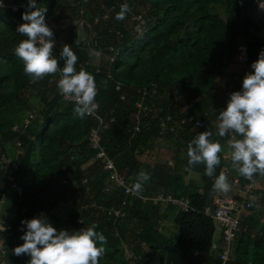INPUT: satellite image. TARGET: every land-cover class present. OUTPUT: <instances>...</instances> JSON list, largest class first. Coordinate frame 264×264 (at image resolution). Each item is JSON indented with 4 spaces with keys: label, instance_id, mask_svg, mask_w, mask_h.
I'll list each match as a JSON object with an SVG mask.
<instances>
[{
    "label": "trees",
    "instance_id": "obj_1",
    "mask_svg": "<svg viewBox=\"0 0 264 264\" xmlns=\"http://www.w3.org/2000/svg\"><path fill=\"white\" fill-rule=\"evenodd\" d=\"M4 1L28 4V0ZM256 1L37 0V6L48 9L46 22L54 31L55 56L59 59L60 51L68 44L78 56L77 71L82 68L94 75L98 114L103 117L101 142L119 173L135 180L144 169L152 174L144 184L145 194H185L189 198L190 210L175 209L173 222L178 237L174 241L162 236L156 222L143 212L146 209L140 199L127 197L122 188L109 180L88 139L89 130L98 125V120L74 115L75 102L64 101L59 94L58 73L35 83L24 73L23 61L15 54L19 42L27 39L16 31L17 25L23 23V10L12 12L0 7V109L14 107L16 111L26 110L27 115L32 109L37 110L30 121L37 128L32 123L22 128L21 119L17 130L4 129L0 124V155H8L7 145L20 150L14 159L16 168L12 162L3 165L0 159V201L12 205L9 222L13 234L7 237L0 230L8 263L18 262L12 250L24 243L21 236L27 228L21 221L43 216L58 230L69 232L81 225L77 219H82L83 228L98 225L96 231L103 232L108 241L103 245L106 252L100 264H149L144 257L153 251L159 252L156 264H220V247L212 248L214 222L205 213V198L214 194L215 177L205 174L203 164L188 165L203 178L201 192L186 193L182 176L166 172L153 159H143L146 151L140 145L147 146L157 137L177 131L191 141L199 132L212 129V115H218L225 107L227 85L232 83L242 90L238 46H244L242 62L249 66L264 50V36L250 32L264 30V11L257 10ZM121 4L132 9L122 21L116 19ZM138 14L145 22L136 27L133 18ZM86 17L93 31L87 43L79 37L77 25L79 19ZM63 20L68 24L60 28L58 24ZM86 47L100 53L97 66L89 63ZM63 66L60 60V67ZM219 88L223 94L216 92ZM178 90L192 98L188 110L181 111L174 102ZM139 100L147 109L140 111V128L134 132L133 114ZM169 114H192L195 120L203 121V126H176L178 116H174L165 122L173 130L160 134L161 122ZM220 155L216 175L222 166ZM246 180L241 176L239 185ZM18 188L22 189L21 194L17 193ZM259 190L261 194L257 196ZM259 190L254 197L264 207V191ZM65 204L68 214L62 221L55 212ZM111 206L121 208L125 214L113 217L107 211ZM152 209L156 214L155 207ZM256 209L253 206L252 210ZM127 217L137 225L129 227ZM243 217L225 264H264V218L259 216L257 223ZM165 245L172 250L165 249ZM126 249L131 252L129 257L124 255Z\"/></svg>",
    "mask_w": 264,
    "mask_h": 264
},
{
    "label": "clouds",
    "instance_id": "obj_2",
    "mask_svg": "<svg viewBox=\"0 0 264 264\" xmlns=\"http://www.w3.org/2000/svg\"><path fill=\"white\" fill-rule=\"evenodd\" d=\"M260 8L264 3L260 0ZM48 9L37 6V0H28L27 10L22 14L23 23L16 31L26 36L15 48V54L23 61V71L35 83L59 73L57 88L62 96L75 102L74 115L80 119L98 111L96 101L98 88L94 75L84 69L77 71L78 56L73 48L65 44L54 56V31L46 22ZM132 11L128 4H122L116 13L117 20H125ZM60 60L64 66L60 67ZM243 79L242 91L230 94L227 107L219 112L216 131L199 132L187 145L188 165L205 166V174L215 177L213 189L219 192L230 191L228 176L216 168L221 164L222 144L213 140L227 137L230 150L225 159L231 160L232 168L242 177L251 181L258 174L264 177V50ZM151 173L141 169L130 189L132 194L143 192L144 184L151 179ZM261 208L256 197L250 199L249 207ZM27 230L21 236L23 244L12 251L16 256L27 255V264H100L104 256L107 238L97 232L98 225L79 231L58 230L43 216L21 221Z\"/></svg>",
    "mask_w": 264,
    "mask_h": 264
},
{
    "label": "built area",
    "instance_id": "obj_3",
    "mask_svg": "<svg viewBox=\"0 0 264 264\" xmlns=\"http://www.w3.org/2000/svg\"><path fill=\"white\" fill-rule=\"evenodd\" d=\"M261 2L264 3V0H261ZM0 7H8L11 9L12 12H17L21 9L23 10V13H24L27 10V5L21 2H18V1L7 3L4 0H0ZM256 8L257 10L264 11L260 8V0L256 1ZM104 16L106 17V15ZM133 19L137 21L136 27L145 22L143 16L140 14L136 15ZM97 20L98 19L95 18V21ZM65 22H66L65 20L60 21L58 26L60 28H65L66 27ZM47 24L50 26L48 22ZM243 49H244L243 45L238 46V50H243ZM53 54L55 56V47L53 50ZM58 76H59V73H58ZM118 88H119V85L116 86V89ZM234 91H242V90L236 89L232 83L228 84L226 88V93L224 96L225 107L223 109L227 107V103L230 99V94ZM61 97H62V100L64 101L74 102L73 100L65 98L62 95ZM121 98H123V96H121ZM135 107H136V112L133 114L134 124H133L132 129L134 132H137L139 131V128H140L139 113L141 110H146L147 105H144L142 100H139L136 102ZM36 115H37V110L32 109V111L22 121V128H25ZM174 116L177 117L178 115L169 114L166 117L165 121L162 120L161 130L159 132L160 134H165L166 131L173 130V126L167 127L165 122L168 120H172ZM90 117H93L98 120V125L95 127H92L89 130L88 139H89L91 148L95 152L94 154L95 158L100 161L103 170L107 173L109 180H111L115 184L116 187L122 188L124 194L127 197L138 198L142 201V203L146 202V203H151L153 205L160 204V203H167V204L176 206L177 208L183 211H188L191 209L190 201L188 197H184V196L174 197V196L166 195L163 193H157L154 195H148V194H145L144 192L139 193V194H132L129 191H127V189H130L135 181L131 178H126L119 173L118 168L114 162V159L108 154L107 150L103 146L101 142V135H100V126L103 122V117L98 114V111L90 115ZM111 120H113V118ZM187 123H194L195 127L203 126V121L201 119L195 120L192 114H188L185 117L178 116L177 121L175 122L176 126L184 125ZM17 128L18 126H13L12 129L17 130ZM19 145L20 143L17 142L18 147ZM10 162H12L11 164L13 168L17 167L15 160L10 161ZM83 181L85 180L83 179ZM234 181L238 183L237 179H235ZM13 186L15 185L13 184ZM259 189L264 191V177L257 175L253 178V180L245 181V183L240 188L242 195L239 197L226 196V195H215L214 196L213 198L214 211H213V214L210 216L212 217L213 222H214V232L218 233L221 244L217 245L214 242H212V248L217 250L220 247V249L217 251L220 264H225V262L229 259L233 242L240 229V222L242 220V217L246 212L252 210L253 207H249L250 199L254 197L256 191ZM17 193L21 194L22 189L18 188ZM107 211H108V214L112 215L113 217H119L125 214V212L122 211L121 208H116L114 206H111L109 209H107ZM205 213L209 215L207 206H205ZM77 222L78 224H81V225H79L76 229L70 230V232H75V231H79L83 229L82 219H77ZM0 230L5 231L7 237H11L13 234V227L11 223L2 217H0ZM6 253H7V248L5 246L2 236L0 235V255L3 259L2 264H27V261L30 259V257H26L25 255H23V256H18L17 263H8L5 260ZM158 258H159V252L153 251L149 253L148 255H146L144 257V260L147 263L152 264V261L154 259L158 260Z\"/></svg>",
    "mask_w": 264,
    "mask_h": 264
},
{
    "label": "crops",
    "instance_id": "obj_4",
    "mask_svg": "<svg viewBox=\"0 0 264 264\" xmlns=\"http://www.w3.org/2000/svg\"><path fill=\"white\" fill-rule=\"evenodd\" d=\"M263 33H264V31H263ZM262 36H264V34ZM240 54H241V60L243 61L245 54L242 52H239V55ZM242 65H243V67H245V69L243 68L244 70L247 69V72L246 73L244 72L243 77H245V75L247 73L253 71L251 66L246 65L243 62H242ZM192 103H193V101H190L189 103H183L184 106L180 108L181 111L188 110ZM177 106H180V105L177 104ZM218 115L217 114L212 115L213 127H212L211 131H213V133H215V131H216L215 125L218 123ZM212 139L218 140L222 144V147H223V151L221 153L223 156V161H222V166L220 168V172L223 171L228 176V180H229V183H231V186L234 185L238 188H241V185H239L240 183L239 182L236 183L234 181L235 179L239 180V178L241 176L232 168L231 160L224 158V157L228 156L230 153V150L227 147V137L226 138H219V137H216L215 135H213ZM189 142H190V140L188 141V139H186V136L184 135L183 132L177 131V133H175L173 135L157 137V139L150 142L147 146H145V144H144V146L140 145V147H141V149L144 148L146 151V153L144 154L145 157L143 159H146V160L153 159L164 170H166V172H169V173L176 172V173L180 174L182 176L183 181H184L185 186H186L185 187L186 193H188V192H201L202 191L201 179L203 178V176H202V174L189 169V166H188L187 145ZM220 172H219V174H220ZM134 181H136V178ZM159 193H161V192H159ZM166 195L174 196L171 193H167ZM215 195H219L218 191H216V190L214 191V196ZM181 196L186 197L185 194L184 195L182 194L180 196H174V197H181ZM145 204H148L150 206V209H151V211H149L150 213H153L152 207H155L156 214H154V215H156V218L160 219V220H157L158 223H161V227H157V225H156V228L162 234V236H164L167 239H170L169 235L167 234V232H169V224L166 223V221H165L166 219H164L166 216H164V215H167V217H166L167 219H169V217L170 218L172 217V222H173L174 211L177 207L173 206L171 204H167V203H160V204H155V205H153L151 203H145ZM163 207H165V208L168 207V209L167 210L162 209ZM161 212H167V214H163ZM169 212L170 213L173 212V216L171 214L169 215ZM249 212L250 211H248L246 213H249ZM150 213H148V214H150ZM160 215H162L161 216L162 219H161V217H159ZM212 242H214L217 245L221 244L217 232L213 233ZM156 263H157V259H154L152 261V264H156Z\"/></svg>",
    "mask_w": 264,
    "mask_h": 264
},
{
    "label": "rangeland",
    "instance_id": "obj_5",
    "mask_svg": "<svg viewBox=\"0 0 264 264\" xmlns=\"http://www.w3.org/2000/svg\"><path fill=\"white\" fill-rule=\"evenodd\" d=\"M68 22H65V25L67 26ZM77 25H78V32H79V37L81 39H85L86 43L87 41L89 42V40L91 39V36H93V31L90 30V27L91 26V23H90V20L86 17L85 19L84 18H81L77 21ZM86 27V29L84 28ZM263 29L259 28V29H252L250 32H251V35L254 36L257 35V36H262L264 33H263ZM87 48V47H86ZM241 52V50H240ZM87 54H88V57H89V63L91 64V66H97L99 64V61L101 59V55L99 52H95V51H92L91 49L87 48ZM241 54L238 55V61H237V65L239 66V64H241L240 66L242 67V75L244 74V72L246 73L247 72V69H245V67H243L242 65V62H241ZM244 68V69H243ZM254 71V70H253ZM244 79V77H243ZM216 92H221V94H223L224 91H222V88H219V89H216ZM177 94L175 95V99H174V102L178 103V105H180L179 107H183V103H188L192 100V98L185 92V91H181V90H178L176 92ZM27 111L26 110H15L14 107L12 108H2L0 109V124H2L3 128L6 129V128H13V126H18V124L20 123V119L23 121L26 116H27ZM32 122H29L28 125H30ZM21 124V123H20ZM31 125L35 126V128H37V125L35 122H33ZM7 149H8V155L7 156H3V155H0V159L2 160V164H6L10 161H13L16 157V155L19 153V149L15 150V147L13 148L11 145H7ZM231 185V183H230ZM240 188L236 187V186H231L230 188V191L228 192H219L218 191V194L219 195H226V196H236L239 197L242 195L241 191L239 190ZM257 193V192H256ZM261 194L260 190L258 191V195L259 196ZM259 198V197H258ZM146 202H144V208L143 209H146L144 210L143 212H146L148 214L149 211H151L150 209V206L148 204H145ZM11 206L12 205H9L7 204L5 201L1 200L0 201V217L10 221L12 219V209H11ZM4 208H8V209H4ZM162 209H168L163 207ZM174 211V210H173ZM150 213V212H149ZM163 214H167V212H161ZM175 213V211H174ZM55 214L57 215V217L64 221L66 219V216L68 214V204H65L62 208H59ZM172 215L173 216V212H169V215ZM149 216L151 217V219H153L155 223V225H157V227H161V223H158L157 220H160L159 218H156V215H154V213H150ZM162 215H160L159 217H161ZM167 217V215H164ZM244 219L247 217L246 220L248 221H251V222H257L259 221V216H262L264 218V207H261L260 209H256V210H250L249 213H245L243 215ZM164 218L166 219V223L169 224V232H167V234L169 235L170 237V240L174 241L175 239H177L178 237V231H177V225H175L173 222H172V217L169 219L167 218ZM128 223H129V227L133 228L135 227V225H137V222L132 219V218H126ZM162 219V217H161ZM176 230V231H175ZM124 255L126 257H129L131 255V252L130 250L126 249L124 250Z\"/></svg>",
    "mask_w": 264,
    "mask_h": 264
},
{
    "label": "water",
    "instance_id": "obj_6",
    "mask_svg": "<svg viewBox=\"0 0 264 264\" xmlns=\"http://www.w3.org/2000/svg\"><path fill=\"white\" fill-rule=\"evenodd\" d=\"M213 198H214V194H209L205 198V206L208 207L209 215H212L214 211ZM164 248L168 250H172V247H169V245H165Z\"/></svg>",
    "mask_w": 264,
    "mask_h": 264
}]
</instances>
